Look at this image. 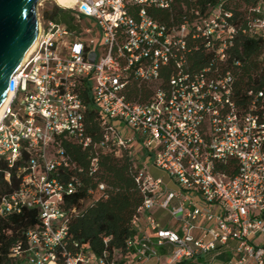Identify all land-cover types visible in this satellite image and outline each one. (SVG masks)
Instances as JSON below:
<instances>
[{"label": "built area", "instance_id": "built-area-1", "mask_svg": "<svg viewBox=\"0 0 264 264\" xmlns=\"http://www.w3.org/2000/svg\"><path fill=\"white\" fill-rule=\"evenodd\" d=\"M170 1L74 0L64 7L54 0L72 10L75 29L49 18L45 0L37 6L35 47L2 106L0 159L18 185L1 198L0 214L37 209L40 223L25 231L11 256L27 264H264V89H248L239 104L233 74L215 65L227 58L236 33L228 14L216 8L207 18L166 24L147 11ZM251 25L264 38V17ZM190 38L205 42L207 64L191 68L189 54L199 46H189ZM86 80L103 112L104 136L96 145L128 150L144 194L126 254L68 248L77 208L65 207V195L79 181H61L58 169L76 167L65 140L92 143L80 95ZM135 87H145L144 100L130 98ZM90 164L96 171L98 157ZM150 165L179 189L168 188ZM5 177L10 181V170ZM156 208L168 212L171 226L154 215Z\"/></svg>", "mask_w": 264, "mask_h": 264}, {"label": "trees", "instance_id": "trees-1", "mask_svg": "<svg viewBox=\"0 0 264 264\" xmlns=\"http://www.w3.org/2000/svg\"><path fill=\"white\" fill-rule=\"evenodd\" d=\"M260 6V10L257 7ZM220 8L223 15L236 28L232 45L227 48V58L216 61L221 71H230L234 76V98L241 104L247 90L264 89V38L252 27L251 22L264 17V0H171L168 7L152 5L148 13L166 24L182 21H197L216 13ZM49 18L75 29L73 16L59 6L46 11ZM198 45L189 54L191 68H198L208 63L210 53L201 39H189V46ZM240 61V64H236ZM169 71L163 69L162 76L167 79ZM89 80L80 86V95L86 106L84 121L86 134L92 137L89 146H82L65 140L66 153L76 164L74 168L60 167L58 176L67 181L74 176L79 181L73 194L65 195V207H76L68 222V248L73 252H92L98 256L105 250L114 255L115 251L128 253L127 241L137 234L132 219L137 208L143 203L144 194L136 182L137 169L122 149L119 154L111 146H97L103 139V112L90 94ZM145 87H135L130 93L131 99L144 100ZM97 156V170L91 169V158ZM11 171L10 181L5 171ZM104 184L100 188L99 184ZM18 185L13 169L0 159V200ZM92 189V193H89ZM40 223L37 209L24 208L20 213L0 214V264H27L24 259L11 256V247L19 241H25V231ZM107 239V240H106ZM78 244L75 246V244Z\"/></svg>", "mask_w": 264, "mask_h": 264}, {"label": "water", "instance_id": "water-1", "mask_svg": "<svg viewBox=\"0 0 264 264\" xmlns=\"http://www.w3.org/2000/svg\"><path fill=\"white\" fill-rule=\"evenodd\" d=\"M41 1L0 0V103L37 36V6Z\"/></svg>", "mask_w": 264, "mask_h": 264}, {"label": "crops", "instance_id": "crops-1", "mask_svg": "<svg viewBox=\"0 0 264 264\" xmlns=\"http://www.w3.org/2000/svg\"><path fill=\"white\" fill-rule=\"evenodd\" d=\"M134 135L136 136L137 139H138V138L140 139V136H139L138 134H134ZM135 149H136V152H137L141 157L144 158V156H145V154H146V151L142 148V146H140L139 141H137V142L135 143ZM145 157H146V156H145ZM149 170H150V172H151L155 177H161V178L164 180L165 184L168 186V188H170V189H174V190L179 189L178 184H177L174 180H172V179L167 175V173H165L164 171H162V170L156 168V167L153 166V165H150ZM153 212H154V215H155L156 217H159L160 219H163V217H164L163 213H165L164 210L159 209V208H156V209L153 210Z\"/></svg>", "mask_w": 264, "mask_h": 264}, {"label": "bare ground", "instance_id": "bare-ground-1", "mask_svg": "<svg viewBox=\"0 0 264 264\" xmlns=\"http://www.w3.org/2000/svg\"><path fill=\"white\" fill-rule=\"evenodd\" d=\"M73 1L74 0H56V2L58 4H60L64 7H70L72 5ZM39 3H38V6H39ZM36 39H37V36L34 38L33 42L31 43V45L29 46V48L27 50L26 55L22 58L20 63H22L26 59V57L32 52V50L34 49L35 44H36ZM11 95L12 94H10V92L8 91L0 103V118H1V114H2V106L10 99Z\"/></svg>", "mask_w": 264, "mask_h": 264}, {"label": "rangeland", "instance_id": "rangeland-1", "mask_svg": "<svg viewBox=\"0 0 264 264\" xmlns=\"http://www.w3.org/2000/svg\"><path fill=\"white\" fill-rule=\"evenodd\" d=\"M44 5L47 9L54 7V6H59L60 8L64 9L66 12H70L72 14V10L67 9V8H63L62 6H60L56 2H54V0H45ZM163 215H164V217L166 216L165 222H167L168 226H171L173 223V220L170 219L168 212L165 211V213H163ZM236 255L239 256L238 254H236ZM163 263H164V261L161 262V264H163Z\"/></svg>", "mask_w": 264, "mask_h": 264}]
</instances>
